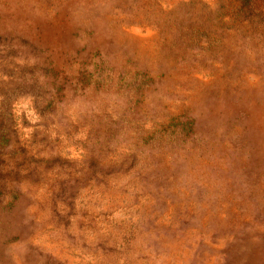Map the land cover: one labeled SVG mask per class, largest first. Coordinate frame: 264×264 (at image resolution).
<instances>
[{"label": "rangeland", "instance_id": "374dc122", "mask_svg": "<svg viewBox=\"0 0 264 264\" xmlns=\"http://www.w3.org/2000/svg\"><path fill=\"white\" fill-rule=\"evenodd\" d=\"M0 264H264V0H0Z\"/></svg>", "mask_w": 264, "mask_h": 264}]
</instances>
